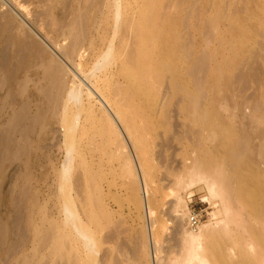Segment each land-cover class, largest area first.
<instances>
[{
    "label": "bare ground",
    "instance_id": "1",
    "mask_svg": "<svg viewBox=\"0 0 264 264\" xmlns=\"http://www.w3.org/2000/svg\"><path fill=\"white\" fill-rule=\"evenodd\" d=\"M227 1L228 5L235 1L233 13L223 12L221 17L227 18L230 36L216 39L218 48L212 55L187 43L184 30L204 3L212 2L220 10L224 0H51L38 11L36 18L42 19L36 20L37 30L18 22L0 0V264H120L114 252L99 249L101 220L110 222L111 214L104 209L94 183L97 175L79 136L80 115L93 116L89 107L95 95L101 99L104 124L116 122L123 129L146 193L145 230L136 236L134 260L177 263L165 256L154 234L156 222L146 192L149 175L140 153L147 149L151 131L164 150L178 143L185 151L170 188L176 196L171 213L185 246L182 264H211L207 251L215 257L232 251L229 260L237 257L244 264H264V83H257L252 97H233L232 106L228 99L219 100L222 80L216 77L221 71L225 75L227 67L233 69L248 47L262 49L255 39L264 40V0ZM237 13L247 15L234 19ZM215 20L217 16H210L203 24L205 43L213 41L210 31ZM252 21L258 25H251ZM259 56L254 52V58ZM249 65L247 69L258 71ZM235 77L247 91L248 74L240 69ZM222 109L239 110V115L234 113L238 121L226 117L231 125L225 127L220 121ZM50 119L58 120L63 129L66 152L54 178L57 218L45 231L35 228L37 244L29 256L24 215L31 217L30 185L15 183L10 199L3 170L7 164L30 162L36 152L33 136L42 137ZM109 131L120 138L115 128ZM219 131L238 139L229 146L223 141L213 145ZM208 152H216L217 157ZM163 154L160 157H166ZM196 182L204 183L211 199L221 201L223 213L219 221L200 225L199 233L191 231L178 212L182 203L178 193ZM234 215L244 216L235 223L243 221L245 236L231 228ZM39 254L41 260L35 263Z\"/></svg>",
    "mask_w": 264,
    "mask_h": 264
},
{
    "label": "rangeland",
    "instance_id": "2",
    "mask_svg": "<svg viewBox=\"0 0 264 264\" xmlns=\"http://www.w3.org/2000/svg\"><path fill=\"white\" fill-rule=\"evenodd\" d=\"M38 1H40V3ZM41 1L42 0H4L2 3V8L10 12L18 22L25 23V27L32 28L31 26L34 25L33 27L37 30V25L39 26V23H41L40 20L42 19V17H40L41 19H39V17L38 19L36 18L38 11L40 12L41 10L45 9V6L50 5L51 2V0H44L45 2L42 1L44 3L43 5ZM45 3L47 5H45ZM233 3L235 4V1H233ZM233 3L231 2L228 5V1L224 0L223 7L220 10H218L216 6L213 8L212 2L204 3L203 6L199 7L200 12L198 11V16H191L188 26L184 30L186 42L192 43L191 45L198 48L200 52L204 50L205 52L207 51L209 54L211 53L214 55L215 50L218 48V42L216 39L222 35H225L226 37L230 36V27L228 28L229 23H227V18L221 19V17L223 16V12H225L227 16L233 13ZM188 8L185 12L186 16L190 12ZM254 9L255 8H253V10ZM206 11L208 12L206 13ZM247 12L249 11L246 9V13ZM246 13H237L234 16V19L245 18L248 14ZM210 16H217V20H215L217 22L213 23L211 26L210 34L212 35L211 37L213 41L210 43H205V30L203 28V24H205V21L209 19ZM36 20L39 22L37 25ZM216 23H219L220 25H216ZM245 24L247 25L248 21H246ZM250 24L258 25L257 21H252ZM216 26L219 27V30H216ZM255 40L258 42V44L262 43V49L257 50L255 45L248 47L247 51L240 54V59L236 60V63L234 64L235 66L232 67L233 69H229V67L226 68L228 71L226 70L225 75L222 71L221 73H218L217 70L214 69L215 72H217L216 77L222 80L217 90V96L219 100L224 98L228 99L227 101L229 102L227 103L229 105H234L232 98L236 95L242 96V98H239V100L246 99L247 96H254L257 92V87H255L257 86V83H264V40L261 37H257ZM254 52H259L260 56L258 58H254ZM249 64L253 65V68L257 67L258 71L254 73L255 71L247 69ZM259 67L261 68L259 69ZM239 68L248 74L250 86L247 91H244V86H242L243 82L237 80L235 77L239 73ZM255 78H257V80ZM99 99L100 98H98V95H95L93 98H91L92 101L90 100L91 105L89 108L91 115L93 116L91 117L88 115L87 117L86 114L88 113L82 112L83 115L81 114L80 116L82 117L79 119L80 121L78 120V124L82 122L80 125H78L80 128L79 136H83L81 145L85 150L88 163L92 167L94 175H97L96 181L94 183L102 194V201L106 213L111 214L110 222H108L107 219L101 220L102 228L98 235V239L101 242L99 249L102 247L100 249L102 253H104V251H110L112 253L114 252V254H116L120 259V264H149L145 262V260L136 262L133 257L135 250H137L135 241L136 236L145 230V203L143 204V199L146 193L138 181L140 172L137 170V166L133 159V154L132 156L130 154V149H128L129 145L127 143L125 144L126 140L123 137L125 136L122 132L123 129L121 130L120 125L116 122H109L108 126L104 124V115L101 112V104H99L101 99ZM239 112V110L233 112L232 109L231 111L222 109L220 111V115H222L221 117H224L225 120L220 118V121L225 127H230L231 122L226 120V117L230 116L231 119L236 121L238 119L236 116L239 115ZM244 112L249 113V109H245ZM49 122L50 127L44 133L45 136L43 135L40 138L33 136L36 152L30 162L27 165L23 163L7 164L3 170L5 175L4 179L6 182V190L10 193V199H12V190L15 188L16 184H18L20 187H27L30 185V187H28L30 189V194L27 203L28 212H30L31 217L28 218L26 214L24 215L25 226L28 231L26 242L28 244L27 254L29 256L32 255V250L35 244H37V242L33 243L35 228L38 226V228L45 231L49 228L50 222L56 220L57 218L55 210L56 207H54V205H56L54 178H56L57 175V168L66 157V152L64 151L62 139L61 130L63 129H61L58 120L50 119ZM111 128H115L116 131L120 133L119 139L116 140L114 138V134L109 131ZM152 133L150 131V135H147V140L149 141L147 149L145 151L144 149H141L140 153L144 158L143 160H146V162H144V166L145 171L149 175V184L146 192L150 201V212L152 218L156 222L154 234L156 235L158 245L164 249L165 256L177 262L178 264H182V261L185 262V254L184 251H182L183 247L185 246L182 241V237L177 235V225L175 221L176 218L174 214L171 213V207L176 199V196L172 194L170 188L177 178V171H180L181 169L179 166H182L180 162L184 157L185 151L181 149V146L180 144L178 145V143H174L171 148H166L164 150L160 145V139H155L154 137L153 140V136H155V134L153 133V135ZM218 134L219 136L213 142V145H216L217 143L219 144V142L223 141L225 142V146H229L238 139L237 135L231 136L230 138L227 136V134H223L221 131H219ZM136 136L138 137V135ZM166 150L167 153L165 155ZM160 151L161 153H159ZM163 151H165L164 154L162 153ZM208 153H210L208 156H211L212 158L217 157L216 152L214 154H212L213 152ZM162 154L168 158L164 156L160 157ZM162 158L164 160L167 159V161H163ZM137 160L138 163H140L139 159ZM75 174H77V172H75ZM25 176L30 177L29 181L22 179ZM178 195L182 200L178 212L183 216L182 219L184 220V223L187 227L188 216L192 211L198 213L200 217H202L201 227L209 225L213 222H217L223 217L221 201L217 198L211 199L207 189L204 186V183L202 182H196L192 184L187 189L181 190ZM35 198L38 199L36 200ZM136 203H141L142 205L139 207L136 205ZM8 205L10 208L9 210L12 211L11 203ZM242 215H234L232 218L233 223L231 224V228L235 229V231L239 232L240 234L243 233L244 235V229L240 226L243 221L241 223H235L241 221V218H244ZM107 226L110 227L108 228ZM199 232L200 231L197 230L196 233ZM234 239L235 238L232 240ZM121 245L122 248L120 247ZM239 247L240 246H238V248ZM168 250L170 252L169 255H167ZM231 253L232 251H230L228 254H225L224 252V254H221L220 257H215L214 252L207 251L206 259L211 264H244L239 261V258L237 257L229 260L228 257L229 254L231 255ZM41 257V254L36 255L33 261L37 263L41 260ZM201 263L202 262H200V264ZM12 264L17 263L13 262Z\"/></svg>",
    "mask_w": 264,
    "mask_h": 264
},
{
    "label": "built area",
    "instance_id": "3",
    "mask_svg": "<svg viewBox=\"0 0 264 264\" xmlns=\"http://www.w3.org/2000/svg\"><path fill=\"white\" fill-rule=\"evenodd\" d=\"M188 224L192 230H197L202 224V217H200L198 213L192 211L190 212Z\"/></svg>",
    "mask_w": 264,
    "mask_h": 264
}]
</instances>
